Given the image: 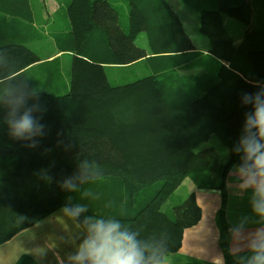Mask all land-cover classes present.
<instances>
[{
  "label": "trees",
  "instance_id": "16d2710c",
  "mask_svg": "<svg viewBox=\"0 0 264 264\" xmlns=\"http://www.w3.org/2000/svg\"><path fill=\"white\" fill-rule=\"evenodd\" d=\"M177 1L199 13V32L209 42L205 53L198 51L172 0H69L60 6L66 8L68 24L65 31L55 29L56 37L69 40L71 53L69 89L63 94L38 90L32 80L30 85L17 84L27 76L31 79L29 72L42 58L25 40L0 26V245L57 210L71 207L72 192L61 188L63 180L84 177L83 183L75 180L79 190L115 177L126 186L131 204L137 193L146 197L150 185L158 186L133 214L105 220H118L164 255L175 253L184 230L199 222L202 210L195 193L168 210L163 205L191 177L197 188L220 192L217 223L224 264H238L229 251L227 178L234 166L245 164L241 139L251 106L242 103V93L264 87V0ZM120 2L127 6V29ZM18 4L19 0H0V8ZM226 16L244 25L240 40L227 27ZM142 34L147 43L139 45ZM137 64L149 72L129 81L111 76L114 69ZM182 69L203 72L186 76L179 73ZM21 99L25 101L21 111L35 106L32 115L44 126L33 137L35 147L27 146L32 141L10 135L7 119ZM149 118H169L180 138L171 150L170 169L142 175L126 168L117 144L107 138L111 120ZM212 136L228 150L227 158L216 146L201 147ZM87 217L98 215L85 211L75 218L86 231Z\"/></svg>",
  "mask_w": 264,
  "mask_h": 264
},
{
  "label": "crops",
  "instance_id": "0c3cea01",
  "mask_svg": "<svg viewBox=\"0 0 264 264\" xmlns=\"http://www.w3.org/2000/svg\"><path fill=\"white\" fill-rule=\"evenodd\" d=\"M51 2H46L47 7L53 12L58 11L60 8L58 3H55L54 0H51ZM68 2H63V6ZM55 5H57L56 8H54ZM176 11L178 12L177 9ZM50 32L51 29L47 31L45 38H39L36 34L34 39H29L28 36L21 37H25V41L29 46H31L30 43L37 45L39 48L34 49L41 54L42 58L39 64L34 67V71L29 72V76L37 74L36 81L40 79L41 85L45 83L48 86L64 78L66 82L60 81L62 85L59 84V87H56L60 91V89L65 88V85V89L69 86L68 67L71 61V53L68 51L69 40H65L59 35L55 38ZM45 44L48 45L44 46ZM47 47L51 48L46 51ZM204 51L206 52V50ZM49 61L51 63L49 66L44 65ZM180 73L186 76L190 75L184 71ZM31 80L27 76L17 82V84L19 86L30 85L32 83ZM172 129L165 131V135L152 137L156 142L162 141L165 143L162 155L165 159V169H170V157L174 156V150L171 151V147L174 148V145L171 146L167 143H175L180 138L176 134L175 125H172ZM140 138L143 139L145 137L143 135H133L134 140ZM214 140L218 142L212 136L201 147L216 146L219 148V142L214 145L210 144ZM132 169L139 173L138 167H133ZM240 169L238 166H234L227 178L228 201L226 219L232 228L229 244L230 254L238 264H245V261L241 259L245 255L242 249L253 239V234L264 233V217L253 211V189L242 186L243 179L246 177L240 173ZM184 187L188 195L195 193L202 215L197 224L184 230L179 250L165 255L166 264H171L173 261L187 260H197L208 264H224L225 258L219 244L220 229L217 223V212L221 205L220 192L217 190L199 189L191 177H186L171 198L165 202L163 205L164 210L167 209L168 204L173 199L179 198L177 195L178 191ZM147 199L149 197H142L140 193H137L136 199L133 200L134 204H131L132 201L129 198L126 186L121 179L115 177L93 181L69 194L71 207H75L78 204L85 206L87 211H90L93 215H98V217H92L93 219L128 216L130 212L133 214L136 206L143 204ZM179 201H174L173 203L176 204ZM62 209L57 210L35 225L22 230L12 239L1 244L0 264H68V256L75 251L81 240L87 235V231L76 219L66 216ZM152 248L158 250L156 247ZM170 256H174L173 259H170Z\"/></svg>",
  "mask_w": 264,
  "mask_h": 264
},
{
  "label": "clouds",
  "instance_id": "9594fccd",
  "mask_svg": "<svg viewBox=\"0 0 264 264\" xmlns=\"http://www.w3.org/2000/svg\"><path fill=\"white\" fill-rule=\"evenodd\" d=\"M24 103L23 99L15 102L8 116L10 135L32 141L27 146L35 147L37 141L33 137L40 135L44 126L32 115L35 106L21 111ZM242 103L250 105L251 110L245 113V136L241 139L245 164L239 171L246 177L242 186L253 189V211L264 217V87L256 93H242ZM76 179L84 182L82 176L71 177L62 181L61 188L74 192L78 187ZM85 211L87 208L79 204L62 209L73 219ZM85 224L87 235L68 256V264H166L163 252L138 240V234L122 227L118 220L87 217ZM242 251L245 255L241 259L245 264H264V233L253 234Z\"/></svg>",
  "mask_w": 264,
  "mask_h": 264
},
{
  "label": "rangeland",
  "instance_id": "374dc122",
  "mask_svg": "<svg viewBox=\"0 0 264 264\" xmlns=\"http://www.w3.org/2000/svg\"><path fill=\"white\" fill-rule=\"evenodd\" d=\"M69 0H54L55 3H58L59 6H63V2H67ZM47 3H52L51 0H19L18 5H14L13 8H0V26L2 30L8 33H14L18 40H25L24 38H19L20 36H28L29 39H34L35 34L39 36V38L46 37V33L49 29H53V36L56 38L57 31H65L68 18L65 13V10H58V12H53L49 7H47ZM174 7L178 10V14L180 16V20L185 25L187 32L190 34L193 42L196 44L198 51L205 52L209 47V42L205 38V36L201 35L199 32L200 25V15L198 12L189 9L183 5H181L177 0H172ZM57 5L54 6L56 8ZM120 13H122V25L124 28H128V13L126 11L127 6L125 3L120 2L118 5ZM174 8V9H175ZM175 9V10H176ZM51 10V11H50ZM226 25L234 35L237 40L243 35L245 30L244 25L236 21L235 19L225 17ZM57 29V31L55 30ZM144 34L140 35L137 38V43L142 45L143 43H147L144 40ZM30 45L38 49L37 45L30 43ZM45 44L44 46H47ZM51 47H47L46 51ZM41 55V54H40ZM146 63V61H144ZM148 63V62H147ZM48 65V64H44ZM49 66V65H48ZM145 65L137 64L132 67H125L123 69H114L111 71V76L116 81H129L134 80L136 78L141 77L145 73H148L149 70ZM47 67V66H46ZM40 69V67H39ZM41 70V69H40ZM187 72L191 74L202 73L203 70L193 71V70H179L180 72ZM37 74L31 75V79L35 82L38 90H48L57 93H66L69 89V86L65 88L57 90L56 87L62 83L60 81H64L63 79L57 80L58 82L54 83L51 86H45L43 89L38 86L41 81L40 79L36 81ZM189 76V75H188ZM69 79V78H68ZM66 82V81H64ZM59 87V86H58ZM120 121L115 123L111 120L109 123L110 129L108 130V142L117 144V154L120 155V159L124 160V164L126 168L133 170V167H138V171L142 175L158 173L164 168V158H163V146L165 148V143L162 141L156 142L152 139L153 136L156 135H165V131L172 129V120L168 119H155L149 118L144 121ZM125 127V128H124ZM133 135H143L145 138H140L137 140L133 139ZM111 138V139H110ZM219 142V141H218ZM216 140L212 141L210 144L218 143ZM176 143V142H175ZM175 143H167L168 145L173 146ZM164 144V145H163ZM218 146L221 150L223 158H227L228 150L223 148L220 143ZM114 147V146H113ZM173 147H171V150ZM137 153V154H133ZM138 173V172H137ZM158 184H152L147 188V194L149 199L152 198L153 192L156 190L155 188ZM186 188H182L178 191V199H173L171 203L168 204L167 209L171 207L174 201H178L177 203L182 202L188 194L186 193ZM145 195H142L144 197ZM146 202V201H145ZM143 202V203H145ZM173 203V204H172ZM176 203V204H177ZM172 204V205H171ZM170 259H173L174 256H170ZM175 262V261H173Z\"/></svg>",
  "mask_w": 264,
  "mask_h": 264
}]
</instances>
